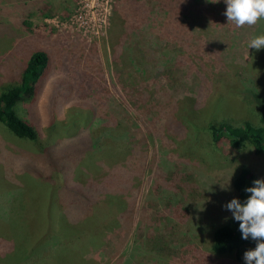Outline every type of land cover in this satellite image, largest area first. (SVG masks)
Wrapping results in <instances>:
<instances>
[{
  "label": "rangeland",
  "instance_id": "obj_1",
  "mask_svg": "<svg viewBox=\"0 0 264 264\" xmlns=\"http://www.w3.org/2000/svg\"><path fill=\"white\" fill-rule=\"evenodd\" d=\"M197 2L195 8L184 5L186 12L179 7L161 11L170 15L172 33L178 32V21L187 24L182 48L172 44L169 31L161 30L154 41L123 31L125 46L119 50L129 57L123 58L114 57L110 45L114 24L122 21L116 12L119 0H0V91L18 82L35 50L51 58L35 95L15 107L37 129V141L0 123V264L14 238L32 244L25 258L29 255L33 264H72L73 255L74 264H245L232 254H214L209 246L214 228L233 218L225 205L235 171H262L264 154H256L249 143L237 148L214 144L201 127L205 116L198 127L165 124L171 99H202L205 71L231 69L264 81V48L248 47L263 23L240 28L196 24L197 10L196 19H203L220 8L209 0L204 6ZM160 57L171 58L163 73L154 69ZM87 101L97 109L85 110ZM114 115L127 125L137 153L131 160L140 183L134 211L119 224L106 223L109 227H101L95 239L80 241L85 232L96 231L86 229L96 218L77 201L80 182L85 172L91 177L88 171L97 162L93 154L104 141L120 139L111 137L112 130V135L101 132L103 123L105 132L110 129L104 120ZM49 172L53 178L44 179ZM62 173L75 186L55 188ZM52 230L58 244L45 242ZM65 238L79 243L65 246Z\"/></svg>",
  "mask_w": 264,
  "mask_h": 264
},
{
  "label": "trees",
  "instance_id": "obj_2",
  "mask_svg": "<svg viewBox=\"0 0 264 264\" xmlns=\"http://www.w3.org/2000/svg\"><path fill=\"white\" fill-rule=\"evenodd\" d=\"M196 1L202 6H204V1L208 2V0H119L116 12L120 15L122 21L120 24H114L113 31L110 33L112 54L114 57H128L127 53L122 54L120 52L121 47L125 46V40L123 39L125 35L123 37L120 36L123 31H126V35L130 33V35L133 34L140 40L143 38L145 41H154L157 37H161V30L169 31L170 33L168 32V34L171 35L169 39L172 44L177 48H182L187 42L183 37V34L185 35L188 29L187 24L179 22L178 18H176L178 24H174V27L177 26L176 30L179 33H172L169 29V25H171L170 15L161 16V11L162 8L171 10L173 7H179L186 12L185 10L189 7L195 8ZM217 1L213 4H217L220 8L216 11H211L210 17L202 19L199 16L196 19V14L199 12L197 10L193 15L194 17H192V21L205 26H218L224 23L232 26L224 15L227 8L225 0ZM211 3L209 2V5ZM186 4L188 7L184 6ZM260 21L263 23V27L259 35H264V19ZM160 53L164 55L166 51L160 48ZM159 60L162 62L156 61L154 69L163 73L167 66L166 62L170 61L171 58L162 59L160 57ZM50 61L51 58L47 51L43 49L35 50L25 64L18 82L0 91V123L4 124L14 134L33 141L38 139L37 129L30 122L19 117L16 114L15 107L35 95L37 83L41 77L46 76ZM203 77L207 85L205 86L202 99L198 100L186 95L177 100L171 99L172 101H169L167 109L169 118L165 128H169V126L187 128L189 125L198 127L196 125L197 121L205 116L207 120L201 127L207 130L214 144L224 142L233 148H237L249 143L256 154H264L263 77L259 75L256 77L255 74L237 75L231 69L205 71ZM136 81L141 85L140 78ZM144 94L146 95V93ZM249 105L251 109L248 108ZM91 107L97 109L91 102H85V110ZM121 119V117L114 115L112 116V121L110 119L104 120V122L109 123L107 128L110 129L105 132L106 126L103 123L101 132H109L111 134L112 130L113 135L111 134L112 136H110L120 139L115 143L104 141L102 149L93 154L97 157V162L96 166H93L88 171L91 177L87 178V172H85L86 179L80 182L82 183V186L79 187L81 195L77 198V201L81 202L82 206H86L85 214H92V217L96 218L94 224H86V229L96 228L95 234L91 231L90 233L85 232L86 235H83L80 241L83 239L84 241L91 238L95 239L97 237L96 234L101 232V227H109L106 223L109 224L110 221L114 220L113 223L118 222L119 224V219L124 214H132L134 211L136 192L140 187V183L135 174L137 170L133 168L131 160L137 153L134 151L133 145H131L132 140L127 136L128 127ZM91 142L94 147L97 146L95 140H91ZM128 165H130V169ZM39 175L42 176L41 174ZM53 176L54 174L49 172V174L44 176V179L53 178ZM258 179L264 180V163L263 170L259 172L248 167L238 168L231 180L232 192L228 199L229 202L236 198L241 203H244L251 195L246 192V189L254 186V181ZM91 181L93 182L91 183ZM72 182V180L68 181L67 178L65 179V175L62 173L59 182L57 181L55 184V188L63 190V185L67 183L75 186L72 185ZM93 184H96V186H93ZM55 235H57V231L52 230V235L45 242L49 241L50 244H58L57 240L53 238ZM73 236L75 237L76 235ZM71 237L69 236V238ZM14 239L17 242H13L12 250L4 251L6 253L5 259H13V261L24 259L23 264H33L32 261H27L29 255L25 258L32 244L30 242L24 243L23 238ZM63 240L66 243L63 244L65 246L72 245L75 247V244L79 243V240L78 242L76 240L70 241V243L67 242L69 241L67 238ZM256 246L257 241L251 238L247 240L242 238L239 222L231 218L226 223L214 228L213 243L209 246V250L218 255L232 254L238 260H244V253L254 249ZM50 251L55 252L52 249ZM71 258H73L72 264L76 263V257L73 255ZM62 260H66L65 257Z\"/></svg>",
  "mask_w": 264,
  "mask_h": 264
},
{
  "label": "clouds",
  "instance_id": "obj_3",
  "mask_svg": "<svg viewBox=\"0 0 264 264\" xmlns=\"http://www.w3.org/2000/svg\"><path fill=\"white\" fill-rule=\"evenodd\" d=\"M216 3L217 0H209ZM227 5L224 15L228 23L240 28L253 26L264 19V0H225ZM249 48L257 51L264 48V35L253 37ZM251 195L244 203L232 199L225 208L232 212L235 221L239 222L242 238L257 241L254 249L244 253L245 264H264V180L254 181V186L246 189Z\"/></svg>",
  "mask_w": 264,
  "mask_h": 264
}]
</instances>
